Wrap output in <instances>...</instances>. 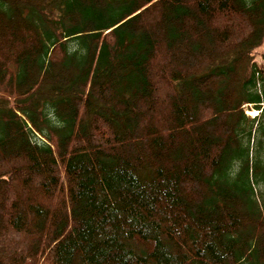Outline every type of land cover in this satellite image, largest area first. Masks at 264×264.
I'll return each instance as SVG.
<instances>
[{
  "label": "trees",
  "instance_id": "obj_1",
  "mask_svg": "<svg viewBox=\"0 0 264 264\" xmlns=\"http://www.w3.org/2000/svg\"><path fill=\"white\" fill-rule=\"evenodd\" d=\"M261 47L264 0H0V264H264Z\"/></svg>",
  "mask_w": 264,
  "mask_h": 264
},
{
  "label": "rangeland",
  "instance_id": "obj_2",
  "mask_svg": "<svg viewBox=\"0 0 264 264\" xmlns=\"http://www.w3.org/2000/svg\"><path fill=\"white\" fill-rule=\"evenodd\" d=\"M263 48H264V47L258 48L257 51L260 52V50H262ZM257 59L259 60V57H257ZM247 107H249V106H247ZM246 113H247L249 116H254V115H256V114H254L253 111H250L248 108H246Z\"/></svg>",
  "mask_w": 264,
  "mask_h": 264
},
{
  "label": "bare ground",
  "instance_id": "obj_3",
  "mask_svg": "<svg viewBox=\"0 0 264 264\" xmlns=\"http://www.w3.org/2000/svg\"><path fill=\"white\" fill-rule=\"evenodd\" d=\"M254 114H256V112H254Z\"/></svg>",
  "mask_w": 264,
  "mask_h": 264
}]
</instances>
